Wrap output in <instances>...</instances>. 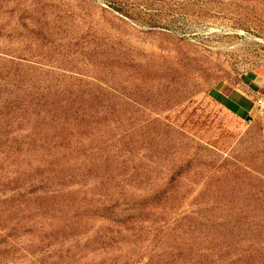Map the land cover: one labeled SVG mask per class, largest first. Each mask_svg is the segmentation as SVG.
Here are the masks:
<instances>
[{
	"label": "rangeland",
	"instance_id": "374dc122",
	"mask_svg": "<svg viewBox=\"0 0 264 264\" xmlns=\"http://www.w3.org/2000/svg\"><path fill=\"white\" fill-rule=\"evenodd\" d=\"M259 100L264 0H0V264H264Z\"/></svg>",
	"mask_w": 264,
	"mask_h": 264
},
{
	"label": "trees",
	"instance_id": "16d2710c",
	"mask_svg": "<svg viewBox=\"0 0 264 264\" xmlns=\"http://www.w3.org/2000/svg\"><path fill=\"white\" fill-rule=\"evenodd\" d=\"M72 116V115H71ZM85 117L86 116H84V115H75V116H73V120L75 121V122H77L78 124H82V123H84L85 122ZM244 212V211H243ZM249 212H251L253 215H255L256 216V213L254 212V211H249ZM256 218L254 217L253 218V220H252V223L254 222V220H255ZM226 220H222V222H225ZM263 222H262V225H263V227H261V228H264V219L262 220ZM222 225H225V223H222ZM254 225V224H253ZM261 225V226H262ZM255 250V244L253 243V249H252V251H254Z\"/></svg>",
	"mask_w": 264,
	"mask_h": 264
},
{
	"label": "built area",
	"instance_id": "2783aa9c",
	"mask_svg": "<svg viewBox=\"0 0 264 264\" xmlns=\"http://www.w3.org/2000/svg\"><path fill=\"white\" fill-rule=\"evenodd\" d=\"M258 105H259V107H260L261 109L264 108V102H263L262 100H259V101H258Z\"/></svg>",
	"mask_w": 264,
	"mask_h": 264
}]
</instances>
